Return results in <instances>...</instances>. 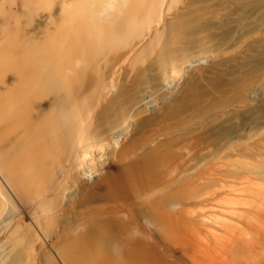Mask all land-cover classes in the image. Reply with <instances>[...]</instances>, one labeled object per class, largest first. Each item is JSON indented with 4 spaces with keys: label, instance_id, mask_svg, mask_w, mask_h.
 Segmentation results:
<instances>
[{
    "label": "bare ground",
    "instance_id": "1",
    "mask_svg": "<svg viewBox=\"0 0 264 264\" xmlns=\"http://www.w3.org/2000/svg\"><path fill=\"white\" fill-rule=\"evenodd\" d=\"M245 1L0 0V264L262 259L263 83L201 65Z\"/></svg>",
    "mask_w": 264,
    "mask_h": 264
},
{
    "label": "rangeland",
    "instance_id": "2",
    "mask_svg": "<svg viewBox=\"0 0 264 264\" xmlns=\"http://www.w3.org/2000/svg\"><path fill=\"white\" fill-rule=\"evenodd\" d=\"M233 14L237 17L236 21L229 19L225 24H219L222 27L213 33L214 47L211 48V55L201 65L204 68L210 67L226 57L236 55L243 47H248L249 55L240 58L245 59L247 64L239 67L235 62H228L225 69L228 71L227 76L233 77V80L252 77L253 81L263 83L261 87L246 92L249 99L258 101L264 97V0L240 2ZM217 80L226 78L221 76ZM248 264H264V256L261 260L252 259Z\"/></svg>",
    "mask_w": 264,
    "mask_h": 264
},
{
    "label": "water",
    "instance_id": "3",
    "mask_svg": "<svg viewBox=\"0 0 264 264\" xmlns=\"http://www.w3.org/2000/svg\"><path fill=\"white\" fill-rule=\"evenodd\" d=\"M0 258H1V251H0Z\"/></svg>",
    "mask_w": 264,
    "mask_h": 264
},
{
    "label": "clouds",
    "instance_id": "4",
    "mask_svg": "<svg viewBox=\"0 0 264 264\" xmlns=\"http://www.w3.org/2000/svg\"><path fill=\"white\" fill-rule=\"evenodd\" d=\"M79 64V62H77Z\"/></svg>",
    "mask_w": 264,
    "mask_h": 264
}]
</instances>
